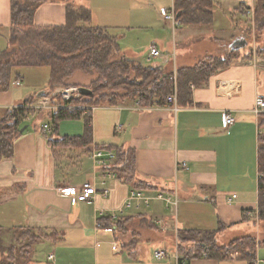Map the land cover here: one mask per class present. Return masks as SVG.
<instances>
[{"label":"crops","instance_id":"1","mask_svg":"<svg viewBox=\"0 0 264 264\" xmlns=\"http://www.w3.org/2000/svg\"><path fill=\"white\" fill-rule=\"evenodd\" d=\"M68 4L69 0L39 4L35 23H64ZM253 4L254 0H214L211 24L171 23L172 27L162 18V10L166 9L162 5L161 21L167 25L164 30L154 28L161 21L152 19L136 0H85L73 4L90 8L91 25L125 26L112 32L120 37L125 35V28L151 27L150 39L154 41H147L143 47L137 43L121 49L127 58L144 66L170 73L179 66L195 64L205 54L237 51L238 57L229 66L217 69L207 85L193 88L192 105L174 109L167 99L151 106L140 105L138 99H124L116 105L93 107V143L89 149H53L47 137L50 129L46 130L45 125L22 130L15 139L12 156L0 159V226L5 229V243L12 240V227L26 225L43 231L45 236L35 244L44 252L32 255L26 264H179L176 236L180 227H220L218 240L223 244L244 235L264 241V218L258 206L257 139L261 128L254 111L257 95H264V53L256 52L255 36L246 30L250 26L247 12ZM168 8H174V0ZM10 18V0H0V50L8 45ZM151 46L162 54L150 56ZM94 78L79 83L68 80V87L87 86ZM58 88L54 87L53 94ZM33 95L24 88L19 93L0 91V114L6 107L23 105ZM41 96L31 106L38 104ZM224 110L234 117L226 127L221 120ZM84 124L83 119H64L59 133L83 134ZM118 124L122 125L120 129ZM100 143L136 149L139 176L155 186L141 189L147 200L142 199L140 206L123 207L134 188L95 165L93 152ZM86 181L94 182L99 189L90 200L58 191L59 186L80 187ZM103 186L109 189L107 195L100 191ZM233 193L237 197L229 200ZM140 215L155 225H148ZM106 216L115 220L133 217L126 224L136 230L133 236L138 243L134 249L125 246L132 238L130 233L122 234L117 225H102L100 218ZM163 220L165 225L161 224ZM158 248L166 249L167 255L155 257ZM50 254L54 257L49 258ZM182 264L247 262L234 253L228 260L202 255L185 259ZM254 264H264V244L258 246Z\"/></svg>","mask_w":264,"mask_h":264},{"label":"trees","instance_id":"2","mask_svg":"<svg viewBox=\"0 0 264 264\" xmlns=\"http://www.w3.org/2000/svg\"><path fill=\"white\" fill-rule=\"evenodd\" d=\"M47 0H10L12 31L8 45L0 50V87L10 85L11 70L17 65L49 66L48 89L43 95H50L56 86H69L68 79L77 71L96 74L88 86L91 95L64 97L53 94L51 100L57 107L47 111L50 132L47 137L53 149L76 147L89 149L93 143L92 106L116 105L124 99H138L140 105L151 106L165 101L173 89L174 72L166 73L163 68L144 66L122 54L119 34L111 33L107 26L91 25L92 13L86 6L68 4L66 20L62 24H36L34 13L37 6ZM214 0H174L176 15L183 24L208 25L213 22ZM248 13V12H247ZM250 26L246 30L255 36L257 53H264V0H254L253 12L248 17ZM117 56V57H116ZM238 57L237 51L224 55L205 54L195 64L176 68L177 104H193V88L209 83L217 69L229 66ZM19 76V74L17 75ZM20 77V76H19ZM36 94L27 98L23 105L6 107L0 114V159L10 157L14 142L27 118L38 111L31 106ZM36 108V109H35ZM64 119H83L84 132L80 135H61L60 122ZM257 165L258 206L260 217L264 218V112L259 114ZM98 148L115 151V158L104 167L134 189H152L146 179L139 176L136 166V149L114 143H100ZM148 225L154 221L144 215ZM132 216L112 219L101 217L102 225L117 228L124 235H132L125 244L131 250L138 243L126 221ZM4 228L0 226V264H26L30 262L33 246L45 234L26 225L9 228L12 240L3 241ZM216 229L180 227L177 230L176 250L179 264L185 259L206 256L228 260L234 253L247 264H254L257 248L264 241L253 235L235 237L227 243L218 240ZM138 233V231H137Z\"/></svg>","mask_w":264,"mask_h":264},{"label":"rangeland","instance_id":"3","mask_svg":"<svg viewBox=\"0 0 264 264\" xmlns=\"http://www.w3.org/2000/svg\"><path fill=\"white\" fill-rule=\"evenodd\" d=\"M83 1L85 0H69V3L74 4V3H78L80 4L83 3ZM130 1V0H129ZM73 2V3H72ZM172 3V0H136V5L139 7H143V10L145 12H147L148 14H151L152 19L154 20H159V22L161 21V13H160V6L165 5L166 9H169L168 6H170V4ZM159 17V19H158ZM163 18V16H162ZM164 19V18H163ZM147 22H151L153 20H146ZM166 23H170L171 22L169 20L165 21ZM167 25H164L163 21H161V24H155L154 28L155 29H159V30H164L166 29ZM172 27V24L169 25ZM125 26L121 27V26H112V27H108L109 31L115 32L118 31L119 29L123 30ZM112 30V31H111ZM153 29L151 27H134V28H125L124 33L125 34L121 37H119V44L121 49L123 50L126 45H136L137 43H141L140 47H143L144 44L147 41H154L153 39H150L151 34H152ZM118 34V33H115ZM1 42V40H0ZM149 42V43H150ZM6 45V43H5ZM117 57V56H116ZM49 72H50V68L49 66L46 65H41V66H33V65H17V66H13L12 70H11V81H10V85L6 88V89H2L0 87V91H8L11 92L16 91V93H19L21 89L24 88V91H30L32 94L38 93L41 90H46L48 89V78H49ZM19 74L20 76V84H13L16 80V78L19 76H17ZM96 76V74H85L82 71H77L75 72L68 80L70 81V83H79V82H85L86 80H89L90 78H94ZM68 81V82H69ZM83 85V84H80ZM74 86V85H73ZM88 86V84H87ZM61 88H58V92L54 93V94H61L64 97H69L71 95H76L77 90H72L70 87L68 86H60ZM70 88V89H67ZM65 90H69V93H67V91ZM54 91V89H53ZM38 95H36L35 99L37 98ZM53 96V92L50 95H43L41 96L40 100H45L42 97H47L49 99V102L47 103L46 106L43 107H38L39 109H37L38 111H35L34 113L30 114L27 118V123L28 126L25 129H32V128H36V127H41L43 125H45V129H48V122H50V119L47 116V111L51 108L57 107V105H55L51 98ZM46 98V99H47ZM22 101H24L22 99ZM18 102V100H17ZM36 109V108H35ZM3 110V109H2ZM49 121H48V119ZM103 149V148H102ZM171 206H175L174 204H171ZM38 244V243H37ZM35 246H33L34 250L32 255H37L39 256L41 253L44 252V248L42 249H37L36 244H34ZM41 258L43 257L40 256Z\"/></svg>","mask_w":264,"mask_h":264},{"label":"built area","instance_id":"4","mask_svg":"<svg viewBox=\"0 0 264 264\" xmlns=\"http://www.w3.org/2000/svg\"><path fill=\"white\" fill-rule=\"evenodd\" d=\"M252 12H253V6L250 7L248 10L249 14H252ZM162 14H163V17L165 19L169 20L173 25H180L181 24L180 18H178V16L176 15V11L174 8L163 9ZM149 54H150V56H158V55H161L162 52L156 46H151ZM172 78H173V82H174L173 84L174 85H173L172 92L167 96V101L170 103L172 108L176 109V108H178V104H177V83H176L175 71H174ZM20 83H21L20 80L15 81V84H20ZM67 89H70V88H67ZM71 89L77 90V87H71ZM65 91H67V93H69V90H65ZM43 99H45V100H41L38 104L34 105V107L38 108V107L46 106L47 103L49 102V99L48 98L47 99L43 98ZM93 107H95V106H92L91 110L93 109ZM254 111L258 115L261 114L262 112H264V95L263 94L257 95V97L255 99V104H254ZM221 120H222L223 126L226 127V126L230 125L234 121V117H233L231 111L224 110L221 114ZM121 126H122L121 124H118L117 129H120ZM93 158H94L95 165L105 167L115 158V151L97 148L93 152ZM105 173H107L108 176H113V177L116 176L115 173L112 171L107 170ZM101 181L104 184L106 182L104 177L102 178ZM58 191L63 195L74 196L79 200H90L99 191V189L97 188V186L95 185L94 182L86 181L80 187H77V186H59ZM100 191H102L103 194L107 195L109 192V189H108V187L103 186ZM159 196L162 197V194H159ZM235 197H237V194L233 193L232 195L229 196V200H232ZM142 199L147 200V197L144 196L141 189H132L129 192V194L126 196L123 207L132 206L134 204L136 206H140ZM165 223L166 222L164 220L161 221V224L165 225ZM117 245H118L117 242H115L113 245V248L116 249ZM154 255L157 258H163L167 255V250L164 248H158L154 251ZM53 257H54V254L49 255V258H53Z\"/></svg>","mask_w":264,"mask_h":264},{"label":"water","instance_id":"5","mask_svg":"<svg viewBox=\"0 0 264 264\" xmlns=\"http://www.w3.org/2000/svg\"><path fill=\"white\" fill-rule=\"evenodd\" d=\"M44 92H45V90H41L37 94L42 95V94H44ZM92 93H93V90L89 86H86V85L77 86V95H81V94L91 95ZM25 128H26V126H24L22 128V130H24Z\"/></svg>","mask_w":264,"mask_h":264}]
</instances>
